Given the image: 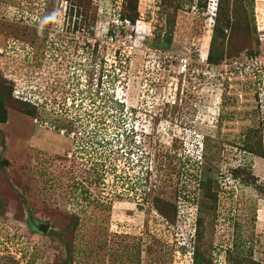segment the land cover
I'll use <instances>...</instances> for the list:
<instances>
[{
	"label": "rangeland",
	"instance_id": "1",
	"mask_svg": "<svg viewBox=\"0 0 264 264\" xmlns=\"http://www.w3.org/2000/svg\"><path fill=\"white\" fill-rule=\"evenodd\" d=\"M0 89V264H264V0H0Z\"/></svg>",
	"mask_w": 264,
	"mask_h": 264
},
{
	"label": "trees",
	"instance_id": "2",
	"mask_svg": "<svg viewBox=\"0 0 264 264\" xmlns=\"http://www.w3.org/2000/svg\"><path fill=\"white\" fill-rule=\"evenodd\" d=\"M129 2H130V0H129ZM79 6V8L78 9H80V8H83L82 6H84V4L83 3H81L80 2V5H78ZM135 9H136V11H137V6L135 7ZM135 11V12H136ZM219 12H218V14H217V19H216V22H217V24L215 25V27H214V34H213V44H212V47H211V52H210V54H209V63L211 64V65H214V66H217V65H220L221 63H223V61L225 60V58H226V56L228 57V55L230 54V55H234L233 53H227V52H225V50L223 49V47L221 48L220 47V49H219V45L220 44H222V43H224V41L226 40V38H227V29H230L229 27H230V25H231V17L230 16H223L224 15V13L222 12V9H220V10H218ZM81 12V11H80ZM133 13V14H126V12H124V16H121L120 17V19L121 20H130L133 24L136 22V18H135V15H137V13ZM223 16V17H222ZM95 18L93 19V21L91 22V24H92V27H90V30L91 31H93V32H95V25H96V21H97V17H96V15L94 16ZM221 17H222V20H221ZM222 22H224L226 25H228L227 27L228 28H223L222 26H221V23ZM38 23V22H37ZM90 24V25H91ZM122 32V31H121ZM110 34H112V32H110ZM217 37H220L219 38V40H218V38ZM169 39H170V37H169ZM167 40V42L166 43H164L163 44V47L164 48H166L167 46H169V44H170V41H171V39L170 40ZM206 51H207V49H208V44L205 46V48H204ZM249 55H250V57L251 58H253L254 56H256V54L254 53V52H250L249 53ZM5 89V88H4ZM9 94H10V97L11 98H13V99H15L17 102H20V104L21 105H27V104H30L32 101L28 98V96H18V94H17V91H14V94H12V89H10L9 88ZM14 95V96H13ZM6 101H7V99H6V96H5V93L3 92V90H1L0 89V102H2L3 103V106H5V104H6ZM24 111H26V109L24 110ZM36 114V113H35ZM254 130H250L249 132H248V134L246 135V138L249 136V134L251 133V132H253ZM257 131H259V129H257ZM82 138V137H81ZM80 138V139H81ZM244 147H245V152L246 153H249V154H253V152L252 151H256V152H259V153H261V156H263L264 154H263V148H262V150H256V149H254V147H249V144H248V140H246L245 141V145H244ZM243 147V148H244ZM257 154V153H256ZM2 165L0 164V168L2 169ZM236 170H240V168L238 167ZM235 170V171H236ZM244 170V169H243ZM211 184H213V182L210 180V178L207 176L206 178H205V180H202L201 181V184H200V186H201V188H203V189H205L206 191H210L211 190ZM208 193V192H207ZM155 201H156V203H157V205H158V202L159 203H163V204H165V205H167V206H169L170 208H171V210H172V208H174L173 210H178V208H177V206H174V205H172V204H170V203H168V202H166L165 200H163V199H161V198H159V197H156L155 198ZM163 210H160V212H162ZM176 215V214H175ZM174 215V216H175ZM200 222H201V220H200ZM201 224L202 223H198V226H201ZM198 234H200V233H198ZM69 247V246H68ZM67 247V248H68ZM194 258H195V264H200V263H204V258H203V256L201 255V252H200V249L198 248V249H195V251H194ZM70 264H72L73 262H72V260H71V258L70 257H68V260H67ZM68 263V264H69Z\"/></svg>",
	"mask_w": 264,
	"mask_h": 264
},
{
	"label": "flooded vegetation",
	"instance_id": "3",
	"mask_svg": "<svg viewBox=\"0 0 264 264\" xmlns=\"http://www.w3.org/2000/svg\"><path fill=\"white\" fill-rule=\"evenodd\" d=\"M28 34H30V32H28ZM47 39H48V36L44 37V41L45 42H47ZM20 45H22V48H20V50L25 54V61L27 62L24 67L26 69H29L30 72H31V69H33V67L34 68L39 67V62H37L35 64L33 62H31L32 61L31 60V56H33V55L37 56L38 52H40V49L36 48V46H33L32 41L30 42V44H26V43L21 42ZM43 51L44 52L41 55V57H43L45 55V50H43ZM41 57H39V58H41ZM30 72H28V74H25V75L28 76V77H32L33 75L30 76ZM4 108H5V106H4ZM34 221H38V220H36L34 218ZM29 223H30V225H32L31 224V220L29 221ZM40 233H42V232H40Z\"/></svg>",
	"mask_w": 264,
	"mask_h": 264
},
{
	"label": "water",
	"instance_id": "4",
	"mask_svg": "<svg viewBox=\"0 0 264 264\" xmlns=\"http://www.w3.org/2000/svg\"><path fill=\"white\" fill-rule=\"evenodd\" d=\"M7 123H8V113L3 106V103L0 102V124H7ZM9 163L10 162L8 160H2V158L0 156V164L2 166H6ZM31 224L36 231L42 232L43 234H48V232L50 230V224H47L44 222L31 220Z\"/></svg>",
	"mask_w": 264,
	"mask_h": 264
},
{
	"label": "built area",
	"instance_id": "5",
	"mask_svg": "<svg viewBox=\"0 0 264 264\" xmlns=\"http://www.w3.org/2000/svg\"><path fill=\"white\" fill-rule=\"evenodd\" d=\"M114 36V35H113ZM89 57H92V56H89ZM88 59V62L90 61V59L89 58H87ZM182 64H181V67H182V74L183 73H185L186 71H187V69L189 68V60L187 59H182ZM19 95V94H18ZM80 133V135L79 136H81L82 138L84 137V135H83V133H81V132H79ZM74 134V133H73ZM74 137H77V133L75 132V134H74Z\"/></svg>",
	"mask_w": 264,
	"mask_h": 264
},
{
	"label": "bare ground",
	"instance_id": "6",
	"mask_svg": "<svg viewBox=\"0 0 264 264\" xmlns=\"http://www.w3.org/2000/svg\"><path fill=\"white\" fill-rule=\"evenodd\" d=\"M207 57V56H206ZM206 57H204V59L203 60H205L206 59Z\"/></svg>",
	"mask_w": 264,
	"mask_h": 264
}]
</instances>
